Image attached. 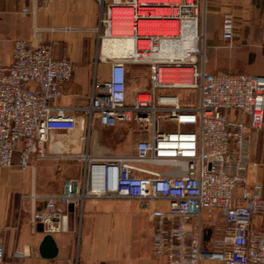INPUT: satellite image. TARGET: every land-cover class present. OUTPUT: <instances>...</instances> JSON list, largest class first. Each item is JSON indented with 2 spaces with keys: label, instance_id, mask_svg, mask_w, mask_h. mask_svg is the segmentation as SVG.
Listing matches in <instances>:
<instances>
[{
  "label": "built area",
  "instance_id": "2783aa9c",
  "mask_svg": "<svg viewBox=\"0 0 264 264\" xmlns=\"http://www.w3.org/2000/svg\"><path fill=\"white\" fill-rule=\"evenodd\" d=\"M95 1L101 8L96 29L101 45L105 39H131L134 49L99 58L109 63L108 76L93 79L87 105L56 103L74 66L67 58H54L50 45L16 39L9 64L0 66V170L16 165L25 171L45 160L81 166L78 176L63 180L59 192L30 196L43 204L32 213L31 227L40 224L50 235L59 232L68 206L81 210L86 200L135 201L152 222V256L165 264H264V232L250 226L253 216L264 214L262 185L247 183L250 133L263 129L264 123V75L207 72L197 28L193 47L179 57L159 52L164 41L182 42L180 33H140L142 18L173 21L181 28L198 23L195 0H164L160 5ZM159 7L168 14L139 16ZM130 18L135 21L125 34ZM234 33V15L227 12L222 38L230 42ZM133 63L146 66L148 87L128 94L127 65ZM179 90L195 91L196 103L183 102L175 93ZM95 124L132 126V152L91 153ZM78 127L81 152L49 151L53 132L68 135Z\"/></svg>",
  "mask_w": 264,
  "mask_h": 264
},
{
  "label": "crops",
  "instance_id": "0c3cea01",
  "mask_svg": "<svg viewBox=\"0 0 264 264\" xmlns=\"http://www.w3.org/2000/svg\"><path fill=\"white\" fill-rule=\"evenodd\" d=\"M195 1L198 35L203 39L207 57L204 69L209 73L264 75V0ZM24 7L27 13L22 12ZM100 11L95 0H37L34 3L0 0V66L9 64L12 42L16 39L50 45L54 58H67L74 66L72 77L64 83L63 95L56 103L67 107L87 105L93 79L104 80L109 71V63L99 59L109 56L103 53V43L97 38ZM227 12L234 15L235 25L230 42L221 35L222 16ZM143 66L127 65L128 94L142 86L134 72H141ZM59 134H51L49 151L55 147L62 154L82 151L83 143L78 138L71 140L72 135L65 136L70 138L65 143L55 145L53 142ZM74 148L77 152H73ZM90 152L103 155L91 148ZM59 164L78 168V174L70 177L81 172L79 164L54 160L37 162L25 171L16 165L0 170L3 250L0 264L15 261L20 264H165L152 256V222L147 210L140 209L135 201L111 199L86 200L81 210L68 206V215L61 222L62 230L51 234L57 254L43 258L39 246L46 234L31 227L32 213L43 204L30 196L61 190L64 179L59 177ZM247 183L249 186L260 183L264 197V123L263 129L250 133ZM235 194L239 195L240 189ZM159 205L165 207V204ZM250 226L264 232V214L253 216ZM199 264L220 263L203 260Z\"/></svg>",
  "mask_w": 264,
  "mask_h": 264
},
{
  "label": "rangeland",
  "instance_id": "374dc122",
  "mask_svg": "<svg viewBox=\"0 0 264 264\" xmlns=\"http://www.w3.org/2000/svg\"><path fill=\"white\" fill-rule=\"evenodd\" d=\"M165 35H170V34H165ZM141 72H134V74H138V82L141 80V87L140 89H145L146 84H147V78H148V70L146 66H143L141 68ZM139 73L141 74V78L139 77ZM146 83V84H145ZM175 93L180 96L182 101L185 103H190L195 104L196 103V92L195 91H184V90H179L175 91ZM162 125H170V128H174V124H162ZM87 130V127L85 126V131ZM134 128L129 125L125 124H120L115 127L111 128H104L101 127L97 124H95L94 127L91 128V139H90V147L91 150L97 153H101L103 155H126L132 152V147L135 142L136 137L134 136ZM100 132V134H98ZM82 131L80 130V127H78L74 132H71L68 134L72 135V139H77L79 138L80 134ZM65 136L67 135H62L61 133L59 136L54 140L55 145H61L65 143L66 140H70V138H66ZM98 136V137H97ZM119 137L118 141L117 137ZM58 149L55 147L54 149H51L52 154L55 153L54 151H57ZM73 152H77V148L73 149ZM55 154H62L59 153L58 151ZM56 162V161H55ZM58 162V161H57ZM62 161H59L61 163ZM61 169H59V177L60 179H65L70 176H74L78 174V168L77 167H63L62 165L59 164ZM58 166V167H59ZM65 166V164H64ZM59 167V168H60ZM63 167V169H62Z\"/></svg>",
  "mask_w": 264,
  "mask_h": 264
},
{
  "label": "bare ground",
  "instance_id": "6f19581e",
  "mask_svg": "<svg viewBox=\"0 0 264 264\" xmlns=\"http://www.w3.org/2000/svg\"><path fill=\"white\" fill-rule=\"evenodd\" d=\"M144 4L160 5L164 0H141ZM168 13L162 8H152L151 14L148 11L139 13L140 17L151 15L152 17L165 16ZM129 22L125 25V34H129L135 19L130 18ZM116 25V24H115ZM140 33H158V34H172L173 32L180 33L183 36V41L178 43L162 42L159 55H170L172 57L182 56L184 49L193 47V39L196 28L198 29V23H193L187 27H180L173 21H161V20H148L146 18L139 19ZM170 29L173 31H170ZM134 49V44L131 39H105L103 41V53L109 55L123 56L130 53Z\"/></svg>",
  "mask_w": 264,
  "mask_h": 264
},
{
  "label": "water",
  "instance_id": "95a60500",
  "mask_svg": "<svg viewBox=\"0 0 264 264\" xmlns=\"http://www.w3.org/2000/svg\"><path fill=\"white\" fill-rule=\"evenodd\" d=\"M36 228L39 232H42L40 224ZM39 253L43 258H53L57 254V246L50 234L44 235L39 246Z\"/></svg>",
  "mask_w": 264,
  "mask_h": 264
}]
</instances>
